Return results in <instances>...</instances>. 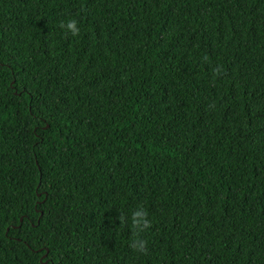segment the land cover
Here are the masks:
<instances>
[{
	"label": "trees",
	"instance_id": "trees-1",
	"mask_svg": "<svg viewBox=\"0 0 264 264\" xmlns=\"http://www.w3.org/2000/svg\"><path fill=\"white\" fill-rule=\"evenodd\" d=\"M0 264H264V0H0Z\"/></svg>",
	"mask_w": 264,
	"mask_h": 264
},
{
	"label": "clouds",
	"instance_id": "clouds-1",
	"mask_svg": "<svg viewBox=\"0 0 264 264\" xmlns=\"http://www.w3.org/2000/svg\"><path fill=\"white\" fill-rule=\"evenodd\" d=\"M61 28H66L75 37L80 34L79 28L77 27V22L75 20H70L65 25L63 22L60 24ZM147 213L143 211H136L133 213V224L138 229V231H143L145 228L150 227V222L146 219ZM146 241L134 242L132 247L136 248L137 251H146Z\"/></svg>",
	"mask_w": 264,
	"mask_h": 264
}]
</instances>
